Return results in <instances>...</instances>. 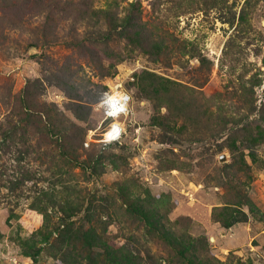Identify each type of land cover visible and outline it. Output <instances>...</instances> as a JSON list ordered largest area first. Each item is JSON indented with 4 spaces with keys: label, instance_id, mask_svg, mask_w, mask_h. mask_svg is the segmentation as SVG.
<instances>
[{
    "label": "rangeland",
    "instance_id": "374dc122",
    "mask_svg": "<svg viewBox=\"0 0 264 264\" xmlns=\"http://www.w3.org/2000/svg\"><path fill=\"white\" fill-rule=\"evenodd\" d=\"M243 5L0 0V264H264V0Z\"/></svg>",
    "mask_w": 264,
    "mask_h": 264
},
{
    "label": "clouds",
    "instance_id": "9594fccd",
    "mask_svg": "<svg viewBox=\"0 0 264 264\" xmlns=\"http://www.w3.org/2000/svg\"><path fill=\"white\" fill-rule=\"evenodd\" d=\"M133 96L125 89H117L114 92H105L101 98L105 116L112 117L111 126L105 133L106 142L119 140L125 132V127L120 121L122 114L129 112L130 102Z\"/></svg>",
    "mask_w": 264,
    "mask_h": 264
},
{
    "label": "trees",
    "instance_id": "16d2710c",
    "mask_svg": "<svg viewBox=\"0 0 264 264\" xmlns=\"http://www.w3.org/2000/svg\"><path fill=\"white\" fill-rule=\"evenodd\" d=\"M258 1L259 0H244V5L242 6L241 10L238 13V22H241L243 20H244V22H247L248 21V17H247L248 11ZM247 5H248V8H245V6H247ZM133 32L136 34V32H138V31H137V29L133 28ZM149 77L150 76L148 74L147 75L142 74L140 76V81H139L138 84H139V88L143 92H148L149 91V88L148 87L152 83V80L151 79H150V81L148 83L146 82L149 79ZM103 94H104V92L102 93V96H103ZM243 139H245L246 141L248 140L247 137H244ZM243 139H241L242 142H244ZM240 149H241V146L240 145H235L234 146V155L236 154L237 151H240ZM86 239H88V237H86Z\"/></svg>",
    "mask_w": 264,
    "mask_h": 264
},
{
    "label": "built area",
    "instance_id": "2783aa9c",
    "mask_svg": "<svg viewBox=\"0 0 264 264\" xmlns=\"http://www.w3.org/2000/svg\"><path fill=\"white\" fill-rule=\"evenodd\" d=\"M117 89H124L123 87H121V83H117L115 85L114 88H109L108 90L104 91L105 92H114L116 91ZM126 90V89H125ZM103 112H104V109H103ZM127 114V113H126ZM126 114H122V116L126 115ZM104 115H105V112H104ZM105 118L109 119V122L103 127L101 133H100V140L103 141V142H106V137H105V133L106 131L108 130V128L111 126V121H112V117H106ZM121 121V120H120ZM123 124V123H122ZM124 126V125H123ZM121 138V137H120ZM114 141H118V140H114ZM114 141H111V142H114ZM87 143V142H86Z\"/></svg>",
    "mask_w": 264,
    "mask_h": 264
},
{
    "label": "water",
    "instance_id": "95a60500",
    "mask_svg": "<svg viewBox=\"0 0 264 264\" xmlns=\"http://www.w3.org/2000/svg\"><path fill=\"white\" fill-rule=\"evenodd\" d=\"M225 157H226V155H225L224 153H221V155L219 156V159H220V160H224Z\"/></svg>",
    "mask_w": 264,
    "mask_h": 264
}]
</instances>
